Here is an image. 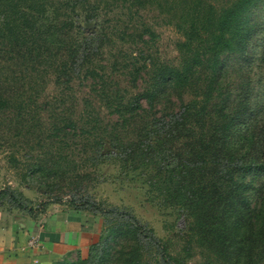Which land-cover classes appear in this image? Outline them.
Returning <instances> with one entry per match:
<instances>
[{
  "label": "trees",
  "instance_id": "trees-1",
  "mask_svg": "<svg viewBox=\"0 0 264 264\" xmlns=\"http://www.w3.org/2000/svg\"><path fill=\"white\" fill-rule=\"evenodd\" d=\"M151 1L120 0L122 6L130 5L129 14L133 6L144 7ZM100 3L0 0V41L17 48L20 61L26 66L32 63L30 69L44 67L45 74L54 72L58 85L69 84L85 68L90 78L99 80V71L87 66L95 51L91 52V36L84 35L79 20L82 16L85 21L96 19ZM159 5L172 13L181 7L179 27L185 37L180 45L181 66L159 69L149 89L130 102L108 96L111 102L104 107L117 118L112 128L104 125L101 113L91 104L80 117L83 127L78 128V121L68 127L75 137L84 138L85 150L104 147L106 141L123 167L131 168L132 180L147 187L150 201L158 200L188 220L182 236L187 244L197 243L213 252L209 264H264V125H253L254 116L264 113V105H251V96L238 107L228 105L230 100L211 105L224 87L229 64L235 67L253 59L249 50L258 36L255 20L264 13V0H232L221 8L211 0H165ZM80 33L87 42L80 40ZM144 34L156 36L147 26L139 38ZM190 90L195 91L192 100L165 121L156 105L158 99L173 91L183 102ZM144 100L149 109L142 104ZM25 105V101L11 105L0 91V120L12 117L10 122L18 130L20 115L31 108ZM61 128L54 123L51 135L63 134ZM41 163L32 168V176L50 178L59 172ZM75 207L87 211L84 205ZM130 227L114 226L108 231L105 245L124 244L114 254L105 249L98 264H147L139 230Z\"/></svg>",
  "mask_w": 264,
  "mask_h": 264
},
{
  "label": "rangeland",
  "instance_id": "rangeland-1",
  "mask_svg": "<svg viewBox=\"0 0 264 264\" xmlns=\"http://www.w3.org/2000/svg\"><path fill=\"white\" fill-rule=\"evenodd\" d=\"M100 1L95 30H82L91 39L83 38V33L78 35L83 43H90L91 52L95 51L87 66L99 71V80L90 78L85 68L69 84L58 85L54 72L45 74L44 67L30 69L32 63L26 66L20 61L17 48L0 41V91L6 93L11 105L25 101L26 108L31 107L20 115L22 125L18 130L14 129L15 122H10L12 117L0 120V213L33 221L39 230L59 213L71 210L81 215L75 206L87 207L81 213L94 221L92 226L98 231L95 246H91L86 258L74 251L52 264H98L105 249L114 254L124 244L111 242L107 246L104 240L112 227L121 225L138 228L147 264H209L213 252L197 243L187 244L182 236L188 220L158 200L150 201L147 187L132 180L131 168L123 167L106 141L104 147L85 150L84 138L75 137L68 127L78 121L81 129L80 117L86 105L91 104L101 113L104 125L112 128L117 118L104 107L111 102L108 96L118 95L124 103L130 102L149 89L159 69L182 64L180 45L185 37L179 27L181 7L172 13L166 6L160 7L165 0H152L144 7L133 6L129 14L130 5L122 6L120 0ZM211 1L221 8L232 0ZM91 21L82 16L79 23ZM255 22L258 36L249 50L253 59L235 64L236 68L229 64L224 87L216 92L211 105L230 100L228 105L238 107L250 96L251 105H264V13ZM145 26L152 28L156 35L153 39L146 34L139 38ZM115 61L117 68L113 70ZM205 79L203 76L201 80ZM194 94L190 90L183 102L173 91L159 98L156 105L160 113L164 112L165 121L171 119V113L178 114L181 105L190 102ZM142 104L149 109L145 100ZM25 119L31 122L23 123ZM253 121V125H264V113L255 115ZM56 122L64 133L51 135ZM38 163L59 172L50 178L34 177L31 171ZM87 259L88 263L82 262Z\"/></svg>",
  "mask_w": 264,
  "mask_h": 264
},
{
  "label": "crops",
  "instance_id": "crops-1",
  "mask_svg": "<svg viewBox=\"0 0 264 264\" xmlns=\"http://www.w3.org/2000/svg\"><path fill=\"white\" fill-rule=\"evenodd\" d=\"M76 214L71 210L59 213L37 230L33 221L0 213V264H52L74 251L86 258L98 231L92 219ZM33 237L39 240L31 248Z\"/></svg>",
  "mask_w": 264,
  "mask_h": 264
},
{
  "label": "water",
  "instance_id": "water-1",
  "mask_svg": "<svg viewBox=\"0 0 264 264\" xmlns=\"http://www.w3.org/2000/svg\"><path fill=\"white\" fill-rule=\"evenodd\" d=\"M96 24H97V21L96 20H92L91 22L89 23H86V22H80L79 25L85 29L86 31L87 30H95L96 28Z\"/></svg>",
  "mask_w": 264,
  "mask_h": 264
},
{
  "label": "built area",
  "instance_id": "built-area-1",
  "mask_svg": "<svg viewBox=\"0 0 264 264\" xmlns=\"http://www.w3.org/2000/svg\"><path fill=\"white\" fill-rule=\"evenodd\" d=\"M37 237H38V236H37ZM37 237H33V238H32V240H31V242H30V245H29L31 248L36 247V244H37V242H38V240H39ZM35 239H36L37 241H36Z\"/></svg>",
  "mask_w": 264,
  "mask_h": 264
}]
</instances>
